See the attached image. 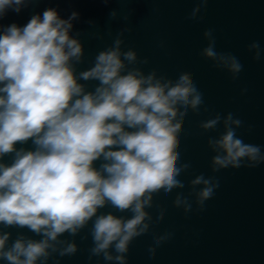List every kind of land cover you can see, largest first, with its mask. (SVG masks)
Here are the masks:
<instances>
[{
    "label": "clouds",
    "instance_id": "clouds-1",
    "mask_svg": "<svg viewBox=\"0 0 264 264\" xmlns=\"http://www.w3.org/2000/svg\"><path fill=\"white\" fill-rule=\"evenodd\" d=\"M34 2L0 0V19L9 10L19 13ZM208 3L195 0L187 19L202 21L200 14ZM117 15L115 10L110 13L113 19ZM78 18L75 11L63 19L57 9L47 8L24 26L0 25V261L4 264H49L55 257L74 256L79 251L75 239L63 237L75 238L86 228L88 234L81 238L91 237L89 260L102 257L105 264H127L133 241L165 219L167 209L155 204L157 195L175 192L172 207L187 215L193 204L203 210L220 186L216 175L201 172L188 180L185 194L186 184L180 179L192 167L182 163L185 119L190 112L199 114L205 104L193 73L181 72L176 79L159 75L156 69L146 74L138 65L148 64V59L122 47L129 28L117 32L91 66L78 72L85 56L80 34L72 35ZM214 33L213 28L203 32L207 45L201 55L235 80L244 66L231 52L217 51ZM248 51L253 60H260L259 41L250 43ZM81 81L97 83L89 90ZM243 126L232 112H217L200 122L205 133L223 129L207 139L213 174L264 163V148L245 143L237 134ZM29 142L31 147H24ZM106 207L113 211L102 212ZM154 207L159 209L155 219L149 211ZM11 228L33 235L18 231L13 239L12 232L5 231ZM172 236L153 233L149 259H155L157 248Z\"/></svg>",
    "mask_w": 264,
    "mask_h": 264
}]
</instances>
